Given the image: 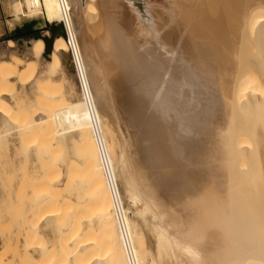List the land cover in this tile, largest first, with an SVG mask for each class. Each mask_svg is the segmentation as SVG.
Returning <instances> with one entry per match:
<instances>
[{"label":"bare ground","instance_id":"bare-ground-1","mask_svg":"<svg viewBox=\"0 0 264 264\" xmlns=\"http://www.w3.org/2000/svg\"><path fill=\"white\" fill-rule=\"evenodd\" d=\"M17 2L22 13L30 11L60 25L47 56L42 38L29 42L35 55L40 54L61 76L58 79L70 80L74 75L82 102L80 107L70 95H63L65 87L60 80L56 83L57 79L42 76L48 72L31 69L26 83L36 88L32 97L38 105H51L50 109L44 105L51 110L46 112L47 131L56 137L67 128L79 144L76 150L73 143L81 165L70 163L68 173L69 179L85 187L82 202L67 200L62 208H42H47L45 222L58 217V208H71L67 214L76 211L82 218L72 222L71 238L66 233L53 249L46 251L43 246L46 252L41 264H82L83 260L86 264L95 260L102 264H160L168 260L171 264H235L244 256L239 264H248V258L253 259L249 264H264V0H165L163 7L149 3L143 9L133 0H40L36 8L28 0ZM198 42L212 48L218 76H213L210 61L200 60ZM173 51L178 52L176 62L183 61L182 74L175 73L167 62ZM15 58L16 54H10L1 58L0 64ZM113 72L114 76L117 72L116 80L126 98L145 93L160 110L147 122L148 146L142 141L139 146L144 149L132 154L131 161L141 202L164 207L158 208L160 211L152 207L150 213L155 218H146L156 238L155 255L131 220L139 201L132 190L137 188H131L132 173L126 170L134 166L128 167L129 156L121 162L115 158L116 140L101 116L106 105L105 78ZM45 77L47 82L42 81ZM7 91L1 83L0 114L12 120L14 115L9 116L4 99L12 93ZM11 120L7 122L12 124ZM43 136L41 132L38 138ZM50 170L36 178L38 186L57 182V171ZM119 175L127 206L117 185ZM166 201L178 206L180 212ZM161 210H165L164 217L173 215L164 219L167 223ZM91 217L98 222L95 226ZM100 233L103 240L97 252L94 245H98ZM32 259H22L20 264L35 263ZM9 262L0 257V264Z\"/></svg>","mask_w":264,"mask_h":264},{"label":"rangeland","instance_id":"rangeland-1","mask_svg":"<svg viewBox=\"0 0 264 264\" xmlns=\"http://www.w3.org/2000/svg\"><path fill=\"white\" fill-rule=\"evenodd\" d=\"M133 1H135L138 4V6L142 9L144 8L145 4H149V3H151L153 5V7H155V8L158 6L163 7L166 5L165 0H133ZM17 3H18L17 0H15L16 15L19 17V19H18L19 21L38 19V20H40L41 23H43V20H42L43 17L42 16H38L36 14L33 15L30 11H28L27 13H22V10L20 9V7H18L19 5H17ZM20 16L22 17V19H20ZM60 28H61L60 25L56 24L57 30L53 34V37L56 36L57 34H59L58 32H59ZM138 37L140 38V36H138ZM198 47H199L198 50L200 52L199 53L200 60L201 61L203 60L205 62L210 61L213 76L215 77L216 74L218 76L219 71L216 69L217 66L215 65L216 62H214L215 59H214L212 48L209 45L203 46L202 44H199V42H198ZM178 49H179V47H176L177 51H178ZM139 52H142V50L140 48H139ZM30 53H31V55H30ZM177 53H176V51H173V54H171L172 57L170 56V58H169L170 61L167 60V62L169 63V67L171 66V68L175 71V73L177 72V73L182 74L185 72L183 69L184 65L181 63V62H183V61H181V59L178 60L179 63L176 62L177 59L179 58L178 56H176ZM13 60H15V61L9 60L6 63L0 64V84L2 83V84L7 86V88H8L7 93H9V94L12 93V95H9L11 98H10V100H7L8 101L7 104L9 106L10 114H11V112L13 113L11 115L9 114V116L14 115L13 116L14 118H12V120H11L10 119L11 117H8L7 115H6L7 117H5V116H2L0 114V257L3 256L4 259H8L9 261H11V262H9L10 264L11 263L15 264V262H16V264H20L22 259L27 260V259H32V258H33L32 262H33V260L35 261V263H32V264H41V258L43 255L42 253H45L47 251V249H49V248L55 247V245H56L55 243H56L57 239H62V237L67 236L65 234L68 233L70 226L72 224H74L72 222H74L75 220H77V222L81 221V218H82V217L78 218V216L76 215V211H75V214L74 213H72V214L68 213L67 214V211H69L71 208H66L65 211L64 210L62 211L60 208H58L59 209L58 210V213H59L58 217L47 220V222L48 221L52 222L53 219L55 220V222H54L55 224L52 222L50 224L51 225L50 226L47 222L43 221V217L45 216L44 211H46L47 208L45 210L42 208H45V207L52 208L56 205H58V207H61L62 204H63V206H65L64 201L66 202L67 200H69V202H71V201L82 202V201H84V198H82L81 195L83 194L85 187L81 184L80 181L78 182V180L69 179V173H68L69 172L68 169L70 168L69 167L70 163L76 164V165L78 163H80V165H81V162H82L81 159L82 158H81V156H79L80 153L78 151L76 152L77 149L78 150L80 149V147H78L79 144H78L77 140L75 138H73L72 133L69 131V128H68V131L70 133L67 132V130H66L67 128L61 130L60 135H61V133H62V135H63V133L64 134L66 133L62 137L59 134H57V136L54 137L51 135V133H49L50 132L48 130L49 128L47 129L45 124L48 123L46 121L47 120L46 117H48V114L51 113V110H49L50 109L49 107L51 105L48 106V105L44 104L45 106H47L49 108L48 109L44 105L41 106L40 105L41 103H39V105H38V102L35 101V99L33 98L36 96L35 93H37V91L35 92L36 88L34 87L35 88L34 89L29 85V83L28 84L26 83V81L29 79V75L31 74V69L37 68L38 71L44 70V71L48 72L42 76L43 77L48 76L49 78L47 77L48 78L47 80H50V81H53L51 79H57V80H55L56 83H58V80H60L59 84L62 83V84H64V87H65L64 88L65 91H63V93H64L63 95H65V96L70 95L69 97L73 101L69 97H67V98L70 99L72 102L79 104L80 107L82 106V104H81L82 102L79 98V93L77 92L78 89H76L77 84L75 83L74 75L70 76L71 79L70 80L67 79L68 81L67 80L62 81V79H58L61 76L59 77V74L56 73L54 68H52L50 66L51 64H49V63L46 64L43 61V58H42V56H40V54L35 55L34 48L31 46V44L29 45L28 48L26 47V44H23L21 46V48L20 47L17 48L16 49V58ZM172 60H175V62ZM216 71H218V73H216ZM115 73H116L115 76H114V72H113V74L110 75L111 77L107 76L105 78L106 83H108V84L110 83V84H109V86H108V84H106V87H108V89L105 87L108 96L106 94V98H105L106 105L104 107L105 109L104 108L102 109V111L104 112V110H105V112L104 113L101 112V113H103L101 116H104L103 117L104 122L107 125L108 129L110 128L109 131L113 135L114 140H116L115 141V143H116L115 147L116 146L117 147L116 148L114 147V149H115V152L117 154H115V158H116V156H118L117 158H119V160L121 162V161H123V159H125L126 156H129L130 158L127 157V162H128L127 165H128V167L129 166L133 167L134 165H131L132 164L131 161L133 158L132 154H134L136 151H137L136 152V154H137L142 150V148L144 149V146L143 147L139 146L142 144L141 143L142 141H143V143L145 142V144L147 146L149 143V140L147 137V132H146L147 131L146 130L147 122L152 119L150 117L151 115H152V117L158 116V113L160 114V110L158 107H156L155 101L152 100L151 97H148L145 93L138 92L136 94H133L131 98L127 97L130 100L127 99L126 94H125V90L116 80L117 79V77H116L117 72H115ZM108 77H110V78H108ZM12 78H13V81H12ZM107 78H108V81H107ZM45 80H46V77H45V79H42L43 82H45ZM47 80H46V82H47ZM42 81H41V83L43 84ZM112 81H114V82H112ZM44 85H45V83H44ZM71 85H72V87H71ZM73 86H74V90H75L74 93H72L74 90H72L71 92L69 91V90L73 89ZM114 87H116V88H114ZM30 89H32V90H30ZM109 89L111 92L109 91ZM122 92H124V93H122ZM72 94H74L75 97ZM71 95H72V97H71ZM123 97H125V98H123ZM119 98H120V100H119ZM121 100H122V103L120 102ZM126 101H127V103H126ZM145 102L147 103L146 105H145ZM112 106H113V108H112ZM43 107H45V108L43 109ZM115 107H116V109H115ZM150 108H152L151 110H153L151 112L152 114L150 113ZM38 110L40 111V114H39ZM114 110H116V113ZM46 112H48V114H46ZM8 113H9V111H8ZM148 114H150V115H148ZM17 116L19 119L17 118ZM20 117H22L21 120H20ZM23 118H24V121L22 120ZM26 118H27V120H26ZM7 119L11 120L12 124H10L9 121L7 122ZM17 120H19L21 122V126L19 124L20 122H17ZM30 121H31V123H30ZM108 124H109V126H108ZM52 125L53 124L51 123L50 127ZM36 126H37V128H36ZM111 129L113 132L111 131ZM41 132L44 133V136H43L44 138L43 137L38 138L39 135H41ZM46 132L48 133V135H46ZM45 135L47 136V138ZM135 137H136V140H135ZM139 137H142V138H139ZM6 139H9V141L7 142V145L5 144ZM40 139H42L43 141H41ZM49 139H50V141H49ZM74 140H76V141L74 142ZM73 143H75L76 147H78V148H75ZM118 143H119V146H118ZM77 144H78V146H77ZM125 144H126V146H125ZM135 144H136V146H135ZM145 144H143V145H145ZM137 146H139V147L137 148ZM52 149H55V150L53 151ZM145 149H147V148L145 147ZM53 152L54 153L59 152V153H55V155H54ZM77 153H78V155H77ZM56 154H58V155H56ZM123 154H126L124 156V158H123ZM130 154L132 156H130ZM120 155L122 157H120ZM129 161H130V163H129ZM115 166H116V163H115ZM117 166L119 168L118 164H117ZM54 168H55V170H54ZM134 168H135V166L133 168L130 167L131 170H129V169L126 170V172L127 171L130 172V174L132 173V176H130L132 179V180L130 179L131 180L130 183H132V181H133L131 188L136 187V185L139 184L138 183V177L134 174V172L132 170ZM49 169H51L55 172L57 171L55 174V177H57L59 175V177H57V179H58L57 182H53L52 184H48V185H43V186L39 185L38 186L35 183L37 180L36 178L40 177L42 172L47 171ZM127 175H129V174L127 173ZM125 176H126V174H125ZM117 181H118L117 185L119 187L120 194L125 199V201L123 200L124 206H127L128 197L126 196L127 194L124 192L122 179H121L120 175H119V178H117ZM34 184H36V185H34ZM136 188H137V191H135V188L132 190H133V193L134 192H135V194L138 193V194H136V196L138 197L139 205L137 206L136 216L135 215H134V217L131 216V220L133 221V223L137 224L138 229L142 232L143 237L145 236L144 241L146 243V247L148 248V250L149 251L151 250L152 255H155L156 238H155V235L151 232V226L149 225L150 219L147 220L146 218H150V217H151V219L155 218L154 214L151 215V213H153L151 211L152 207L154 208L153 210L160 211V210H158V208L160 209V207H163V206H161V205L158 207H156L154 205L150 206V205H148V203L149 204H151V203L144 200V199H143L144 201L141 202L142 194L140 193V190H138L139 188L138 187H136ZM126 197H127V199H126ZM166 202L168 203L167 206H170L171 209H173L177 213L180 212L179 211L180 208H177L178 206L176 207V205H174L173 203L170 204V202H168V201H166ZM67 203H68V201H67ZM145 206H147V208ZM38 209L40 210V212L38 211V213H37ZM67 209H69V210H67ZM162 209H164V207ZM41 210H43V212ZM161 211L162 212H160L161 213L160 215L164 217L165 210H161ZM60 212H61V214L63 213V215H61ZM163 212H164V214H163ZM40 213L42 214V215H40V217L42 216L41 218L38 215ZM65 214H67L69 217ZM73 215H75L77 217V219ZM78 215H79V212H78ZM172 217H173V215L170 218L172 219ZM170 218L164 217L162 220L165 219L168 221V219H170ZM174 219H175V215H174L173 220ZM162 220L160 221V219H159V222H161V224H160L161 226H163L162 224H165L164 223L165 220L164 221H162ZM64 221H66V222H64ZM93 221H95V223ZM170 221H172V220H170ZM91 223H93V226H95V224L98 222L94 217H91ZM53 224L55 226L57 224L58 226L55 227ZM45 225H46V227H45ZM161 226H160V228H162ZM52 227H54V228H52ZM82 227H83V229L85 228L84 225L81 226V228ZM42 228H43V230H42ZM38 232L41 233L42 235L38 234ZM69 234L70 233H68V238H71ZM83 234H85V233L82 232L81 236ZM96 234H98V231L96 232ZM63 235H65V236H63ZM102 237H101V233H100L98 235V245L96 247L94 245L95 251H97V252L101 251V249H100L101 247H99V246L101 245L100 243H102V240H103ZM37 245H38V247H37ZM30 246H33V247H30ZM43 246L47 247L46 251H45V247L43 250ZM92 248L93 247H91V249H89V250H92ZM52 251L54 252V250H52ZM93 251L94 250H92V252ZM171 252H172V250H171ZM244 257H242V259L240 257L239 261L237 263L239 264L240 259H241V261L245 260ZM13 258L16 261H14ZM37 259H38V261H36ZM250 259H252V258L246 259V260H248L247 263L248 262L251 263ZM164 262H165V264H171V261H169V260L163 261L160 264H164ZM84 263L86 264V262L83 260L82 264H84ZM104 263L105 262L103 261V264ZM237 263H235V264H237ZM92 264H102V261L98 262L95 260ZM261 264H263V263H261Z\"/></svg>","mask_w":264,"mask_h":264},{"label":"crops","instance_id":"crops-1","mask_svg":"<svg viewBox=\"0 0 264 264\" xmlns=\"http://www.w3.org/2000/svg\"><path fill=\"white\" fill-rule=\"evenodd\" d=\"M18 19L15 0H0V59L7 58L10 54H16V49L19 47L21 48L23 44H26L28 48L33 39L53 37L51 31L55 32L56 24L48 23L43 18V23L38 19L21 21ZM20 19H22L21 16ZM46 33H48V35L45 36ZM8 43H13L15 46L10 47ZM4 98L7 101L10 100L11 97L5 95ZM8 141L9 139H6V145Z\"/></svg>","mask_w":264,"mask_h":264},{"label":"water","instance_id":"water-1","mask_svg":"<svg viewBox=\"0 0 264 264\" xmlns=\"http://www.w3.org/2000/svg\"><path fill=\"white\" fill-rule=\"evenodd\" d=\"M42 39L44 40V42L46 44V50H45L46 52H45L44 56H47V54H49L50 51H51V43H52L53 37H51V38H42Z\"/></svg>","mask_w":264,"mask_h":264},{"label":"built area","instance_id":"built-area-1","mask_svg":"<svg viewBox=\"0 0 264 264\" xmlns=\"http://www.w3.org/2000/svg\"><path fill=\"white\" fill-rule=\"evenodd\" d=\"M32 8H36L39 5L40 0H28ZM55 24V23H54Z\"/></svg>","mask_w":264,"mask_h":264},{"label":"flooded vegetation","instance_id":"flooded-vegetation-1","mask_svg":"<svg viewBox=\"0 0 264 264\" xmlns=\"http://www.w3.org/2000/svg\"><path fill=\"white\" fill-rule=\"evenodd\" d=\"M56 30H57V29H55V32H56ZM53 32H54V31H51V34H52V35L55 33V32H54V33H53Z\"/></svg>","mask_w":264,"mask_h":264}]
</instances>
